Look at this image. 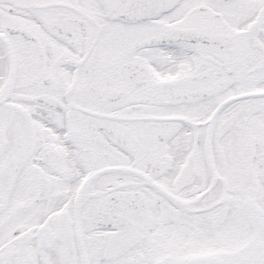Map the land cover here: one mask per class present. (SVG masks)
I'll list each match as a JSON object with an SVG mask.
<instances>
[{"label":"snow or ice","instance_id":"snow-or-ice-1","mask_svg":"<svg viewBox=\"0 0 264 264\" xmlns=\"http://www.w3.org/2000/svg\"><path fill=\"white\" fill-rule=\"evenodd\" d=\"M0 264H264V0H0Z\"/></svg>","mask_w":264,"mask_h":264}]
</instances>
